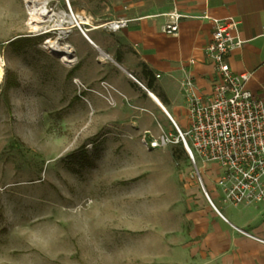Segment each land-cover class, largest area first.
Returning a JSON list of instances; mask_svg holds the SVG:
<instances>
[{
    "label": "rangeland",
    "instance_id": "rangeland-1",
    "mask_svg": "<svg viewBox=\"0 0 264 264\" xmlns=\"http://www.w3.org/2000/svg\"><path fill=\"white\" fill-rule=\"evenodd\" d=\"M47 2L53 20L34 31L25 0H0V264H171L186 200L216 166L93 123L70 63L41 47L69 9L105 21L124 0Z\"/></svg>",
    "mask_w": 264,
    "mask_h": 264
},
{
    "label": "crops",
    "instance_id": "crops-1",
    "mask_svg": "<svg viewBox=\"0 0 264 264\" xmlns=\"http://www.w3.org/2000/svg\"><path fill=\"white\" fill-rule=\"evenodd\" d=\"M172 9L182 19L176 35H165L162 25ZM74 12L87 23L64 14L59 39L74 59L71 79L85 88L93 123L136 125L139 138L151 140L185 131L189 116L181 82L190 77L207 97L216 79L203 54L213 30L210 18L239 22L244 43L228 64L235 74L248 75L247 89L264 101V0H124L107 20L92 16L91 23L82 10ZM119 18L130 20L119 31L94 27ZM211 168H204L207 188L201 182L186 200L187 241L172 249L171 264H264V203H223L215 185L220 170Z\"/></svg>",
    "mask_w": 264,
    "mask_h": 264
},
{
    "label": "built area",
    "instance_id": "built-area-1",
    "mask_svg": "<svg viewBox=\"0 0 264 264\" xmlns=\"http://www.w3.org/2000/svg\"><path fill=\"white\" fill-rule=\"evenodd\" d=\"M69 14L75 21L70 9ZM165 18L162 32L176 35L182 15L172 9ZM202 19L209 18L202 16ZM209 20L213 30L203 54L216 75L210 95L200 96L192 79L185 77L181 92L189 116L188 129L183 132L176 129L175 137L161 135L145 144L149 149H156L180 143L192 162L194 153L199 160L218 167L220 175L215 185L223 203L233 206L262 204L264 101L247 89L248 75L235 74L228 64L230 54L244 43L239 36V22L232 18ZM129 22L119 18L94 27L116 32L126 28ZM76 25L84 35L83 28ZM101 86L108 87L104 82Z\"/></svg>",
    "mask_w": 264,
    "mask_h": 264
},
{
    "label": "bare ground",
    "instance_id": "bare-ground-1",
    "mask_svg": "<svg viewBox=\"0 0 264 264\" xmlns=\"http://www.w3.org/2000/svg\"><path fill=\"white\" fill-rule=\"evenodd\" d=\"M25 8L26 13L29 16L28 25L31 26V29L36 31L39 29V24H45L51 22L53 20V13L47 7V0H25ZM73 17L77 20L87 23L86 20L81 18L78 15H74ZM54 22V29H60L64 22V14L60 16V19ZM67 20V19H65ZM72 17L68 15V21H72ZM43 49L47 50L51 55L58 57L59 61L63 64L71 63L73 60H70V57H66L65 55H61L64 51V47L60 46L57 41L46 40L41 46ZM62 56V57H61ZM61 57V59H60ZM3 77V72L0 64V81Z\"/></svg>",
    "mask_w": 264,
    "mask_h": 264
},
{
    "label": "trees",
    "instance_id": "trees-1",
    "mask_svg": "<svg viewBox=\"0 0 264 264\" xmlns=\"http://www.w3.org/2000/svg\"><path fill=\"white\" fill-rule=\"evenodd\" d=\"M171 155H172V158L173 159H178V152L175 150V149H173L172 151H171Z\"/></svg>",
    "mask_w": 264,
    "mask_h": 264
},
{
    "label": "water",
    "instance_id": "water-1",
    "mask_svg": "<svg viewBox=\"0 0 264 264\" xmlns=\"http://www.w3.org/2000/svg\"><path fill=\"white\" fill-rule=\"evenodd\" d=\"M67 5H68V4H67ZM58 41H60V39H59V38L57 39V42H58ZM61 55H64V51L61 53Z\"/></svg>",
    "mask_w": 264,
    "mask_h": 264
}]
</instances>
